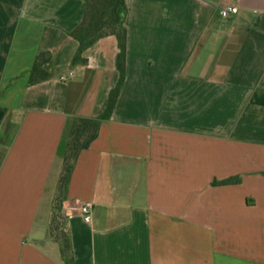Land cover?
Wrapping results in <instances>:
<instances>
[{
    "label": "crops",
    "instance_id": "1",
    "mask_svg": "<svg viewBox=\"0 0 264 264\" xmlns=\"http://www.w3.org/2000/svg\"><path fill=\"white\" fill-rule=\"evenodd\" d=\"M125 2V81L63 203L73 264H264V0ZM84 11L0 0V264L67 257L50 224L71 134L119 78L114 36L72 65ZM39 55L55 75L29 86Z\"/></svg>",
    "mask_w": 264,
    "mask_h": 264
},
{
    "label": "trees",
    "instance_id": "2",
    "mask_svg": "<svg viewBox=\"0 0 264 264\" xmlns=\"http://www.w3.org/2000/svg\"><path fill=\"white\" fill-rule=\"evenodd\" d=\"M83 1L85 2L83 20L71 33V36L79 44L72 65H86L88 61L84 57V53L100 39L114 36L117 39L119 49L116 58L119 78L116 86L108 95L105 111L96 118L78 120L71 134L50 224V236L60 242L63 252L67 253L64 264H73V258L70 256V241L63 226V203L67 195L71 175L81 152L87 150L91 146L98 137L101 124L111 118L126 77L127 30L125 27V20L127 7L125 0ZM48 62L49 57L46 55H39L36 57L30 71L29 86L45 82L54 77L55 74L45 69V65ZM5 115L6 109L0 107V126ZM240 182L241 179L235 177L222 182H215L214 184L230 185L239 184Z\"/></svg>",
    "mask_w": 264,
    "mask_h": 264
},
{
    "label": "built area",
    "instance_id": "3",
    "mask_svg": "<svg viewBox=\"0 0 264 264\" xmlns=\"http://www.w3.org/2000/svg\"><path fill=\"white\" fill-rule=\"evenodd\" d=\"M238 9L233 6L223 7L220 11V16L222 18H228L231 14H237ZM93 204L90 202L74 204L66 208L65 213L68 218H73L76 216L88 217L92 214Z\"/></svg>",
    "mask_w": 264,
    "mask_h": 264
}]
</instances>
